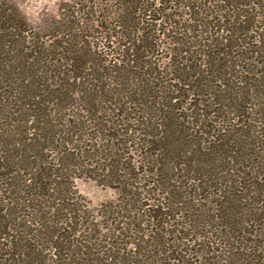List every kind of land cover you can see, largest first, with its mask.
<instances>
[{
  "label": "trees",
  "instance_id": "1",
  "mask_svg": "<svg viewBox=\"0 0 264 264\" xmlns=\"http://www.w3.org/2000/svg\"><path fill=\"white\" fill-rule=\"evenodd\" d=\"M182 1L118 0L110 63L76 21L45 45L0 0V264H264V39L248 57L242 10L264 0ZM82 174L125 228L78 205Z\"/></svg>",
  "mask_w": 264,
  "mask_h": 264
},
{
  "label": "rangeland",
  "instance_id": "2",
  "mask_svg": "<svg viewBox=\"0 0 264 264\" xmlns=\"http://www.w3.org/2000/svg\"><path fill=\"white\" fill-rule=\"evenodd\" d=\"M4 1L7 3L5 7L9 8V10L14 7L19 11L20 15L24 18L28 26L31 28V33L35 32L41 43L50 46L56 38H62V36H64L63 34H66V30L64 28L66 22L76 21L75 23L78 25V27L75 31H72V33L77 37V40L82 43V49H87L89 47V52H95L94 57L98 60H106V62L110 61V63H112L113 61L116 62L114 59L118 57V55L116 54L118 51L117 48L114 47V43L124 42V40L121 39L119 35H115L116 31H121L122 29L113 27V24L119 26V24L122 23V14L120 13L117 17V13H119L118 8L120 7L118 0ZM184 1L185 0H183L182 2L184 3ZM181 4L182 3L180 2V0H174V2L170 4V8L171 10H174V12L181 14V16L183 15V17L185 18L184 11L181 8H178V6ZM168 5L169 4L167 3V6ZM219 6V3H215V5L209 6V10L215 13V11L219 9ZM205 7H207V5ZM242 10L247 11L249 17L256 16L254 20L255 22L253 24L254 27H251V30L246 35V39L244 41L245 43H248L245 44L248 48V57H253L254 54H251L250 51L255 50L259 45L257 38L254 39L253 37L257 36L260 39H264V9L259 10L257 8H243ZM217 16L218 12L216 17ZM217 23L218 22L214 23L213 31L216 30L215 25ZM106 27H108V29ZM213 31L211 33H213ZM109 35H111L112 37L106 38ZM210 36L212 35L210 34ZM213 37H219V35L215 33ZM199 39L195 38L193 40ZM159 44H161V47L163 48H160L161 50L154 51L153 57L149 60H151L152 62L154 61L157 66H159V69L160 67L167 69L169 64V54L164 47H168V45L164 40H162ZM105 52L108 54H106ZM195 59H199L198 54L195 55ZM231 61L233 62L235 61V59H231ZM252 62L253 61L248 60L246 62V65H248V63L253 64ZM252 68L256 69V67ZM234 69H236V67H234ZM257 69L264 72V67L262 66H258ZM103 179L108 180L109 178L99 177V180L102 181ZM73 185L76 191V198L78 197V205L80 204L82 206H86V210H88L89 213L95 217L97 223L100 225L102 233H107L106 229H108L109 227H118L122 229L126 227V225L123 224V221L127 222V220L122 217V214H125L127 216L129 213H122L120 211V208L115 209V207H118L119 205L118 200H120V193L115 188H113V186L100 184L93 178H90L89 174H82L81 176L73 178ZM143 201L144 199H142L140 204H134L135 209L138 210L140 205L144 203ZM145 203L152 202L147 201ZM131 207L132 205L127 206V208ZM142 208L144 209L145 206L142 205ZM106 210L108 211V213L106 212ZM146 228H149V226H147ZM125 231L126 230H124L123 232ZM106 241L102 240V238H99L97 241L94 240L93 243H95L96 248H99L100 246H105Z\"/></svg>",
  "mask_w": 264,
  "mask_h": 264
}]
</instances>
